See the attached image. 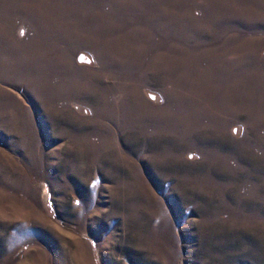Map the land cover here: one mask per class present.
<instances>
[{"label": "rangeland", "instance_id": "rangeland-1", "mask_svg": "<svg viewBox=\"0 0 264 264\" xmlns=\"http://www.w3.org/2000/svg\"><path fill=\"white\" fill-rule=\"evenodd\" d=\"M0 264H264V0H0Z\"/></svg>", "mask_w": 264, "mask_h": 264}]
</instances>
